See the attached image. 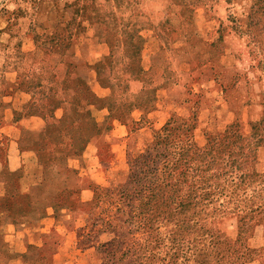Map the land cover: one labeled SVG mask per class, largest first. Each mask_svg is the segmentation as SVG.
Wrapping results in <instances>:
<instances>
[{
  "label": "rangeland",
  "instance_id": "1",
  "mask_svg": "<svg viewBox=\"0 0 264 264\" xmlns=\"http://www.w3.org/2000/svg\"><path fill=\"white\" fill-rule=\"evenodd\" d=\"M17 150L58 199L41 255L56 264L151 233L174 240L160 258L178 252L153 264H264V0H0V163ZM166 185L223 204L203 237L161 214L138 230Z\"/></svg>",
  "mask_w": 264,
  "mask_h": 264
},
{
  "label": "trees",
  "instance_id": "2",
  "mask_svg": "<svg viewBox=\"0 0 264 264\" xmlns=\"http://www.w3.org/2000/svg\"><path fill=\"white\" fill-rule=\"evenodd\" d=\"M255 124L252 127V131L253 134L256 135L259 132V128ZM36 164L38 167V175H36V185L32 188L30 187L26 193L22 194H19L18 190L16 189V184L18 186V179H20L22 176L21 173H19L21 171L16 173L3 170L1 176L5 178L7 195L3 198H0L1 213H7L14 216L23 217L28 212V209H30L31 207V193L35 189L37 191L36 193H42V187H44L43 180H40L39 178L44 165L41 160H38ZM40 190L41 192H39ZM177 191V189H169V187L166 185L162 189H159L155 195L152 194L149 203L146 204L147 210L150 203L153 202L154 204L152 205V209L154 208L155 210H157V207L159 209L153 214L147 212H139L138 216L141 215V217L139 219L140 228L138 230H141L144 233H151L157 230V220L161 214L164 216V226L167 227L166 233L179 234V236L184 234L185 236L190 229H195L196 231L202 232L199 233V235L200 237H203L204 233L208 232V230H205L207 220L209 218H212V216L216 214L218 206L223 207V204L216 205L214 203L216 201L211 199L212 193H206L202 201H186L181 200L182 198L179 199L181 201L174 200L173 195H175ZM152 192H154V190H152ZM49 195L51 196V200L48 201L45 205L43 204L41 209L42 216L46 214V209L48 207H55L58 203V199L55 196L53 197V195H51L50 193ZM20 205L25 206L26 209L24 211L22 209H18L22 207ZM211 205H214L216 208L212 207ZM160 209L162 210V212H160ZM250 211L251 213L257 211L256 214L259 215L260 202L258 208H251ZM190 212L193 213L191 214ZM145 215H147L148 217H146ZM222 215L225 214L222 213ZM249 215L251 214H242L241 216L243 217V219H246V217ZM252 218V216H249L248 220H252ZM106 224L111 227L110 223ZM117 230L118 229H112L110 232L116 235ZM161 233L165 232L161 231ZM50 236L47 237V240L50 238ZM90 242L91 241H89V243ZM168 242L174 243V240H170L168 235L167 237H163L160 239L158 236H155L154 233H151V236L148 240H134L131 241V243L127 244L128 241L126 238H113L108 242L101 243L100 245H98V247L91 245L84 246L82 247V250L86 251L90 248H93V257H97L100 261V264H153V260L155 259L161 260V262L164 263L169 262V260H172L173 258L176 259L178 257L177 251L172 255H168V252L166 251L163 257L161 258L159 254L156 253V250H158L159 247H165V249H167L166 243ZM199 245L195 247H198ZM211 245L212 243L209 242V246ZM48 246L49 244H47L45 240L43 246L41 247V255ZM197 250L199 249L195 248V251ZM2 251L5 255H8L9 253L5 245ZM198 257H200V255H198ZM37 261L40 264L46 261L50 264L52 262V258H47L43 255L39 257Z\"/></svg>",
  "mask_w": 264,
  "mask_h": 264
},
{
  "label": "crops",
  "instance_id": "3",
  "mask_svg": "<svg viewBox=\"0 0 264 264\" xmlns=\"http://www.w3.org/2000/svg\"><path fill=\"white\" fill-rule=\"evenodd\" d=\"M35 121V120H33ZM39 122V120H38ZM15 155V156H13ZM9 156L4 162L0 163V198L7 195L5 178L2 177L3 170L9 172H15L17 169L21 171L24 176L23 185L26 188L34 187L36 185V175H38V167L34 159H26L25 153H17ZM36 189L31 193V207L23 217L14 216L7 213H1L0 211V264H10L11 261H17V263L31 264L32 261L35 264H40L37 259L41 257V247L47 237L53 234H57L54 231L51 232L47 227L43 226L48 216L41 215V209L43 204L45 205L51 200V196L43 195L42 193H36ZM41 192V190L39 191ZM47 210V209H46ZM9 232L11 235H8ZM49 232V233H47ZM8 237L17 238L25 249L17 252L16 250L9 251ZM7 247L9 253L5 255L2 249ZM56 254L54 250L52 253V264H56ZM36 258V259H34Z\"/></svg>",
  "mask_w": 264,
  "mask_h": 264
}]
</instances>
